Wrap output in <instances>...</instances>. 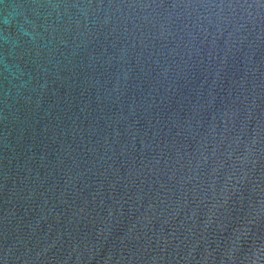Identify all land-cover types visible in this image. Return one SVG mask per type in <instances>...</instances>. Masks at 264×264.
<instances>
[{"label": "water", "instance_id": "95a60500", "mask_svg": "<svg viewBox=\"0 0 264 264\" xmlns=\"http://www.w3.org/2000/svg\"><path fill=\"white\" fill-rule=\"evenodd\" d=\"M0 264H264V0H0Z\"/></svg>", "mask_w": 264, "mask_h": 264}]
</instances>
